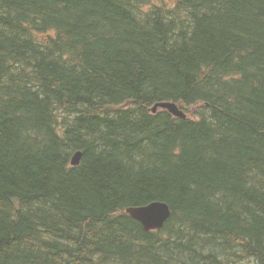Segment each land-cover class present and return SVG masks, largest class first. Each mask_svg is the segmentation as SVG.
I'll return each mask as SVG.
<instances>
[{"label": "trees", "instance_id": "1", "mask_svg": "<svg viewBox=\"0 0 264 264\" xmlns=\"http://www.w3.org/2000/svg\"><path fill=\"white\" fill-rule=\"evenodd\" d=\"M155 200L171 216L147 231L126 209ZM245 262L264 264V0H0V264Z\"/></svg>", "mask_w": 264, "mask_h": 264}, {"label": "water", "instance_id": "2", "mask_svg": "<svg viewBox=\"0 0 264 264\" xmlns=\"http://www.w3.org/2000/svg\"><path fill=\"white\" fill-rule=\"evenodd\" d=\"M159 109H165L178 118L188 117V112L181 108V104L173 101L159 102L151 108L153 112ZM80 157V153L75 155L73 157V163H79ZM128 212L137 218L147 230L160 226L162 220L168 219L171 216V208L164 201H155L146 205L135 206L129 208Z\"/></svg>", "mask_w": 264, "mask_h": 264}, {"label": "bare ground", "instance_id": "3", "mask_svg": "<svg viewBox=\"0 0 264 264\" xmlns=\"http://www.w3.org/2000/svg\"><path fill=\"white\" fill-rule=\"evenodd\" d=\"M158 103H159V102H158ZM176 103H178V102H176ZM179 103L181 104V108L184 109V108L182 107V103H181V102H179ZM156 104H157V103H156ZM184 110H185V109H184ZM195 110H196V108H193V109L191 110V112H188V114H190V113L193 114ZM185 111H186V110H185ZM186 112H187V111H186ZM78 153L81 154L80 161H79V163H73V157H74L75 155H77ZM73 157H72V160H71L72 165H74V166H75V165H79V164L81 163V159H82V151H77V152L73 155ZM132 207H135V206H130V207H128V208L126 209V212H127L129 215H131L133 218H135L131 213L128 212V209H129V208H132ZM135 219L138 220L137 218H135ZM167 220H168V219H164V220H162V223H161L160 226H158V227H154V228H150V229H148V230L144 227V225H143L139 220H138V221L143 225V227H144L145 230H147V231H151V230H157V229L162 228Z\"/></svg>", "mask_w": 264, "mask_h": 264}, {"label": "rangeland", "instance_id": "4", "mask_svg": "<svg viewBox=\"0 0 264 264\" xmlns=\"http://www.w3.org/2000/svg\"><path fill=\"white\" fill-rule=\"evenodd\" d=\"M169 4L173 5L174 2H173V1H170ZM189 111H190V110H189ZM190 114H192V113H190ZM243 261H247V259H244ZM245 264H249V262H245Z\"/></svg>", "mask_w": 264, "mask_h": 264}]
</instances>
